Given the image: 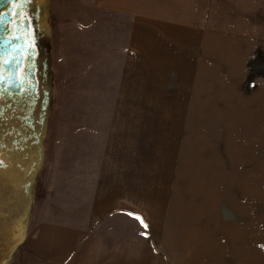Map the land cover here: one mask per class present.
Listing matches in <instances>:
<instances>
[{
  "label": "crops",
  "instance_id": "1",
  "mask_svg": "<svg viewBox=\"0 0 264 264\" xmlns=\"http://www.w3.org/2000/svg\"><path fill=\"white\" fill-rule=\"evenodd\" d=\"M137 2L50 0L54 96L67 102L51 111L8 264H248V251L264 264V220L215 225L188 251L136 239L138 198L183 179L181 165L198 172L202 148L211 179L264 178V0H145L143 33ZM121 14L135 15L123 41Z\"/></svg>",
  "mask_w": 264,
  "mask_h": 264
},
{
  "label": "flooded vegetation",
  "instance_id": "2",
  "mask_svg": "<svg viewBox=\"0 0 264 264\" xmlns=\"http://www.w3.org/2000/svg\"><path fill=\"white\" fill-rule=\"evenodd\" d=\"M0 14L5 23L0 36V264H8L37 202L54 63L50 0L8 2Z\"/></svg>",
  "mask_w": 264,
  "mask_h": 264
},
{
  "label": "rangeland",
  "instance_id": "3",
  "mask_svg": "<svg viewBox=\"0 0 264 264\" xmlns=\"http://www.w3.org/2000/svg\"><path fill=\"white\" fill-rule=\"evenodd\" d=\"M144 2L145 0H138L135 5H131L136 12L137 28L142 30V33L145 28ZM135 15H120L122 41L125 38L124 29L130 26ZM88 22L89 27H93L94 24L96 26V21ZM103 24L110 26L106 21L98 22V26ZM77 26L86 28L85 23L81 25L80 21ZM59 97L61 98L57 99L58 97L54 96L53 112L57 107L61 113L66 106L67 100L63 99L62 95ZM80 104L79 99L73 102L78 111L81 108ZM154 106H160V103H154ZM58 119L60 120L58 122H61L62 117L58 116ZM76 119L80 121V116ZM50 121L56 122V116L53 120L52 114ZM208 151V148H202L198 172L196 168L192 171L189 164L185 167L181 165L179 177L183 176V179L164 180L165 189L160 196L154 193L152 196L142 195L143 197L138 198L137 240H146L149 243L151 241L155 251L167 252L177 247H180L181 251H188L203 242L202 246H207L210 230L215 225L223 226L227 222L239 225L247 221L250 223L253 220H264V178L259 179L257 187L255 185L257 180L233 179L225 184L224 179H211ZM144 212L148 213L146 218ZM234 231L235 229L231 232L230 238L234 242H239L241 235L238 233L236 237ZM166 236L170 239H166ZM236 239L238 241H235ZM256 239L255 236L248 237L250 243ZM246 259L248 264L260 262L257 253L249 254V251Z\"/></svg>",
  "mask_w": 264,
  "mask_h": 264
},
{
  "label": "water",
  "instance_id": "4",
  "mask_svg": "<svg viewBox=\"0 0 264 264\" xmlns=\"http://www.w3.org/2000/svg\"><path fill=\"white\" fill-rule=\"evenodd\" d=\"M8 2H9V0H0V11L7 6ZM0 17H3V16L0 14ZM9 19H10V17L5 18L6 21ZM4 28H5V23L2 21V18H0V36H1L2 32H4ZM25 238H26V235L24 236V239ZM23 241H22V243H23Z\"/></svg>",
  "mask_w": 264,
  "mask_h": 264
},
{
  "label": "snow or ice",
  "instance_id": "5",
  "mask_svg": "<svg viewBox=\"0 0 264 264\" xmlns=\"http://www.w3.org/2000/svg\"><path fill=\"white\" fill-rule=\"evenodd\" d=\"M9 2L10 3H18L19 0H9ZM0 18H2V17H0ZM3 79H4L3 75H0V81H3ZM137 219H139V217H137Z\"/></svg>",
  "mask_w": 264,
  "mask_h": 264
}]
</instances>
